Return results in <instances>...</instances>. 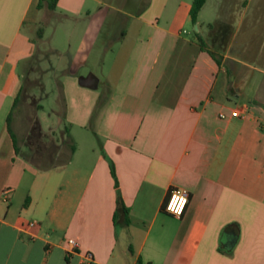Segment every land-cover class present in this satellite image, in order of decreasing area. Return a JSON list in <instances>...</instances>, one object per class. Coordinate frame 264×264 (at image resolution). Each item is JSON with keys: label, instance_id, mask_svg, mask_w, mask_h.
I'll use <instances>...</instances> for the list:
<instances>
[{"label": "crops", "instance_id": "obj_1", "mask_svg": "<svg viewBox=\"0 0 264 264\" xmlns=\"http://www.w3.org/2000/svg\"><path fill=\"white\" fill-rule=\"evenodd\" d=\"M35 1L0 0V264H264V0H205L189 36L191 0ZM35 70L61 107L15 149L6 117L13 133ZM72 128L100 142L84 167Z\"/></svg>", "mask_w": 264, "mask_h": 264}, {"label": "rangeland", "instance_id": "obj_2", "mask_svg": "<svg viewBox=\"0 0 264 264\" xmlns=\"http://www.w3.org/2000/svg\"><path fill=\"white\" fill-rule=\"evenodd\" d=\"M185 29H187L188 31V34L186 35L189 36V34L194 35L195 32H200L201 28H199V30L197 31L195 26L189 21L186 23ZM50 34V38L53 41L56 39V36L57 39L58 36H61L60 34H62V32L60 31L58 24L54 25L53 27L49 25L46 26L45 35ZM109 57V55L104 57L103 66H101V68L96 72V75L98 77H101V75H108V78H112V76H114V67L113 69L111 67V70H107L109 66ZM84 72L85 71H82L81 73ZM38 81H40L44 86L43 94L39 87H32L36 83H38ZM23 84L24 90L23 93H21L22 97H19V99L21 98V101L18 102L17 108L14 113L15 120L13 119L12 121H10V125L12 126V130L14 133L13 135L15 138V144L18 149L21 150L25 149L21 140L27 138V136L25 135L26 129L29 125L27 121H30L31 123L33 122L35 118V112L39 117L42 129L46 130L51 126L52 122L55 121V116L52 110L58 111L61 107L55 97V89L52 84V79L47 72L39 73L37 72V70H35L32 74L29 75V77H25V79L23 80ZM38 104L40 105L39 108H37ZM69 134V142L72 143V145L76 146L75 152L72 156L71 166L79 164L80 166L84 167V161L89 159V157L93 159L96 153L99 151L100 142L93 135V132L89 128H85L82 130L78 128H72ZM34 138L35 137L32 134L28 135L29 142L32 144L35 142ZM36 156L37 155H34L37 161L41 163H46L49 161L48 157L40 159Z\"/></svg>", "mask_w": 264, "mask_h": 264}, {"label": "trees", "instance_id": "obj_3", "mask_svg": "<svg viewBox=\"0 0 264 264\" xmlns=\"http://www.w3.org/2000/svg\"><path fill=\"white\" fill-rule=\"evenodd\" d=\"M204 1L205 0H191V2H190V7H189V11L188 12H189L190 21H191V23L193 25H195L197 12L200 9V7L202 6V4L204 3ZM55 3H56V0H36L34 5H35L36 8L44 6L47 9H53L54 6H55ZM197 42H198V45L200 46V48H202L203 46H202L199 38H197ZM22 88L24 89V86H21V91L23 90ZM17 101H18V97H15V99L13 100V105H15ZM9 120H10V116H7L6 117V126H7V130H8V132H9L11 138H12L13 145H14V136H13V133L9 129ZM31 132H32L33 135H35V137L38 136V134H39V125H38V123H37V121L35 119L33 120L32 125H31ZM14 148L16 149L15 145H14ZM111 175L114 178V174H113L112 168H111ZM117 205H118V209L122 210V213L124 215H126L127 210L120 203V199H119L118 193H117ZM124 222L126 223V217L124 219ZM135 264H149V263L148 262H142L140 259H137Z\"/></svg>", "mask_w": 264, "mask_h": 264}, {"label": "built area", "instance_id": "obj_4", "mask_svg": "<svg viewBox=\"0 0 264 264\" xmlns=\"http://www.w3.org/2000/svg\"><path fill=\"white\" fill-rule=\"evenodd\" d=\"M220 117H223V115H220ZM6 191H7V190H4V191L2 192V196H5V195H6V193H7ZM173 193H177V194H178V198H179V197H183V196L186 194V199H187V200H188V193H187L184 189H182V188H179V187H172V188L169 189L168 194H167L166 201L164 202L163 209H164L166 212L170 213L171 215H173V216H175V217H180L181 214L183 213L184 209H185V206H186L187 202L182 206V211L180 212L179 215H177V214L175 213V211H169V210H168V209H169V204H170V201H171L172 198H173ZM34 224H35L34 221H29V222H28V225H30V226H32V225H34ZM66 245H67V248H66V252H67V253L75 252V248H76L77 244H76V242H75L72 238H68V239H66ZM84 259H86L87 264H98V263H96V262H94V261L92 260V257H91V255H90V253H88V252H86V253L84 254Z\"/></svg>", "mask_w": 264, "mask_h": 264}, {"label": "clouds", "instance_id": "obj_5", "mask_svg": "<svg viewBox=\"0 0 264 264\" xmlns=\"http://www.w3.org/2000/svg\"><path fill=\"white\" fill-rule=\"evenodd\" d=\"M187 202L186 194L183 197L178 198L177 193H173V198L169 204V211H175L177 215L182 211V206Z\"/></svg>", "mask_w": 264, "mask_h": 264}]
</instances>
